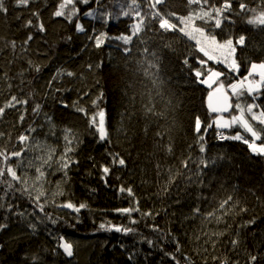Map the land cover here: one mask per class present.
I'll return each instance as SVG.
<instances>
[{
    "label": "trees",
    "instance_id": "trees-1",
    "mask_svg": "<svg viewBox=\"0 0 264 264\" xmlns=\"http://www.w3.org/2000/svg\"><path fill=\"white\" fill-rule=\"evenodd\" d=\"M61 2L33 0L29 10L16 7L15 0H5L9 10L0 13V105L12 94L29 99L28 105L7 109L0 119V132L5 133L0 147L7 144L12 150L16 138L30 124L36 127L33 135L43 145L40 154L55 150L53 167L49 170L52 174L48 176L50 183L46 187L49 192L56 191L55 185L59 183L63 191V195L55 197V203L49 200L44 212L26 197H19V193L0 201L15 205L11 212L0 209V224H7L0 229V264H175L165 252L174 253L180 264H221L225 259L229 264H246L249 253H259L262 258L257 264H264V156L252 154L242 140L217 138L215 134L219 130L227 131L229 137L241 131L243 135H240L245 138H250V134L239 125L218 128L214 123L218 114L208 107L209 92L220 83L236 104L238 99L227 86L246 76L251 62L264 61V26L246 23L255 13H241V0H233L235 11L225 13L232 22L224 20L215 28L213 22L195 21L220 42L228 38L235 41L241 35L246 37L245 46H238L235 53L240 65L237 73L226 63L209 60L199 51L195 39L178 30H160L158 21L150 16L145 19L144 31L131 44L125 45L116 39L130 34L136 22L134 13L131 17L121 14L131 0L78 3V11L71 21L53 15ZM137 2L142 5V14L151 11L147 0ZM212 2L219 5L223 0ZM242 2L249 9H256V13L264 11L262 0ZM157 7L182 17L197 10L187 0H166ZM32 11L40 13L45 32L24 27L28 19L37 23ZM89 11L94 15L85 16ZM77 22L84 27V32L76 30ZM173 22L178 28L183 27L175 17ZM191 26L185 31L190 32ZM29 33L34 39L24 45ZM96 36L104 41L99 48L95 46V39L89 38ZM13 40L15 49L11 47ZM126 47L131 51L125 53ZM149 63L158 64L160 70L149 67ZM35 65L40 66V72L34 70ZM215 68L222 75L211 88L199 82L209 69ZM197 70L203 73L199 79L195 76ZM69 71L74 76H67ZM8 84L12 85L11 89ZM241 99L253 102L252 97ZM36 103L42 105L39 115L32 113ZM255 103L264 108V95ZM81 108L84 111L78 110ZM148 108L153 112L148 113ZM100 109L105 112L109 135L105 141H100L95 127H90L91 117ZM21 112L25 113L23 124L18 120ZM238 114L232 108L227 115ZM197 117L202 121L200 135L204 137V153L199 151L198 134L194 131ZM209 124L212 127L205 132ZM66 134L71 145L64 139ZM168 144L172 145L173 154L164 150ZM25 146L29 148L25 154L27 163L38 150ZM19 147L16 144L17 150ZM66 147L74 148L68 155L77 163L70 164L65 177L56 158ZM109 153H119L126 160V166L113 167L105 183L101 179V165L110 163ZM188 156H191L189 168L184 169L181 161ZM201 158L209 161V167L197 177ZM213 160L215 164L211 163ZM169 168L184 175L165 193ZM188 176L192 177V183L186 179ZM121 186L131 187L134 195L120 192ZM228 196L233 197L228 211H217L219 219H205ZM69 201L87 207L75 212L57 206ZM128 207H138L139 211L131 215L116 211ZM197 207L201 209L199 215L193 211ZM241 208L247 211L241 212ZM21 212L24 215L17 214ZM147 212L152 215H143ZM101 223L135 231L128 234L105 231L99 228ZM31 224H35V230ZM153 225H158L162 233L153 231ZM60 236L73 244L72 258L64 256L59 249L53 252ZM146 239L156 242V246L150 248ZM173 239L179 241L180 252H175ZM233 239L239 240L235 250L231 244Z\"/></svg>",
    "mask_w": 264,
    "mask_h": 264
},
{
    "label": "snow or ice",
    "instance_id": "snow-or-ice-1",
    "mask_svg": "<svg viewBox=\"0 0 264 264\" xmlns=\"http://www.w3.org/2000/svg\"><path fill=\"white\" fill-rule=\"evenodd\" d=\"M33 2V0H15V6L18 8L29 9V5ZM99 2V0H97ZM83 3L89 4L90 0H62L59 4L57 10L53 13L55 17H65L69 21L72 20L74 16H76L77 9L76 4ZM148 7L151 10L149 13L142 14V5L138 3L137 0H131V3L127 5V10L121 11V14L126 17L135 15L136 22L133 23L131 27V33L124 35L122 34L116 39H120L124 42L125 45H129L133 42L134 37H138L139 34L144 31L146 17L150 16L152 20L158 21L159 29L168 32V31H179L184 33V35L188 36L190 39H196V36L193 35L192 32H186L185 28L192 24L193 30L195 33L199 34L200 39H196V43L199 46V51L203 52L205 56L208 57L209 60L216 59L210 53L219 52L224 59L217 60V62L226 63L227 66L231 71L237 72L239 71L240 65L236 62L234 58V54L236 53L237 47L245 46L246 37L244 35L239 36L235 41L232 38H228L227 40L220 42L217 40L215 35H211L205 31L202 27H197L195 25V21L197 19L208 23L213 22L215 28H219L224 20H229V16H226L225 13H231L235 11L233 9V0H223V2L219 5L212 2V0H187V3L190 5H195L197 10L189 13L188 16H176L175 13L169 12L165 13L158 5H162L166 3V0H147ZM262 4H264V0H262ZM71 6V7H69ZM8 7L6 6L5 0H0V13H7ZM30 10V9H29ZM239 10L241 13L246 11H250L252 13H256V9H249L248 6L242 2L239 4ZM32 17L36 18L37 23H33L32 19H28L24 24L26 28H36V30L40 33L45 32V26L43 22L40 21V13L38 11L31 12ZM85 16H93L94 13L89 11L84 13ZM173 17L179 22V24L183 25V27H179L176 22H173ZM19 19V17H17ZM246 23L249 25H257V26H264V11H260L258 14L253 15L251 18L246 20ZM76 30L78 32H84V27L77 22L76 23ZM264 30V29H262ZM90 39H95V46L99 48L104 41L99 37H89ZM34 36L29 33L24 39L23 44L27 45L29 41H32ZM11 47L13 49L16 48V41H11ZM125 53L131 51L130 48L124 49ZM144 52L147 53L148 49L145 48ZM155 56V53H152ZM231 58V63H227V61ZM31 65V62H29ZM185 64L188 63L187 60L184 61ZM205 61H201V64H204ZM92 66L89 65V68ZM149 67L156 68L159 71V65L149 63ZM34 70L36 72H40L41 68L39 65L34 66ZM147 74V73H146ZM66 75L69 77L74 76L73 72H66ZM203 73L199 70L195 71V76L199 79ZM222 75L221 72L212 71L211 69L208 70L206 79L199 80L202 84H207L209 88L212 87L213 83H216L217 79ZM4 77H7V73H4ZM55 78V77H54ZM23 83V81H21ZM155 83V81H154ZM12 85L8 84V88L11 89ZM228 89H231L232 96L237 97L239 100L241 97L248 96L252 97L253 102L247 103L242 106L240 102H237L234 106L229 102L230 96L228 95L227 91L223 92V103L219 102V98H217V103L213 104V98L215 93H220L222 89L225 88L223 83H220L219 86L214 89L213 92H209L208 95V107L211 112L213 113H221L227 112L232 107H235L239 111L238 116H232L230 121L223 120L221 117H217L214 121L218 128L229 127L231 124L239 123L241 127L250 134V138H245L240 134L230 137H221L222 139H233V140H242L244 144H246L254 155L264 156V108H260V106L255 103L257 99L261 95H264V61H260L259 63L251 62L250 69L248 74L244 76L242 79L238 80L236 83L229 84ZM29 103V99L27 98H18L17 95L12 94L7 99V101L0 105V119H2L5 115L7 109L10 108H17V106H26ZM95 105L96 102L93 101ZM66 106V105H65ZM42 105L40 103H36L32 108V113L34 115H39L41 113ZM79 111H84V109H78ZM258 110V111H256ZM148 113H152L153 109L148 108ZM97 117L99 118L97 120ZM50 121L51 118L47 117ZM19 122L23 124L25 120V113L21 112L18 118ZM260 126L257 128L256 126ZM42 127V126H41ZM90 127H95L96 132L99 134V140L105 141L109 139L108 131L105 127V112L103 109H100L96 112L90 119ZM212 127V124L207 125L204 131H207V128ZM202 128V121L199 117L195 119L194 131L198 134V142L200 143L199 151L204 153L206 151L203 140V135H200ZM37 132V128L33 125H29L28 128L22 132L16 138V144L20 145L19 149H16V144L12 145V150H9L7 144L5 146L0 147V191H3V196H0V201H3L5 197H15L17 193H19V197H26L30 202H32L35 208H38L40 212H44L45 205L49 203L51 199L52 203H55V197L57 195H63V191L60 190V184L57 183L55 185L56 191L49 192L46 185L50 183L48 180V176L52 173L49 171L53 167V157H54V149H49L47 152H44L43 155L40 152H43V145L35 139L34 133ZM66 132H70V130H66ZM158 136H161V133H157ZM5 136V133L0 132V139ZM66 143L68 145L72 144V141L69 140L68 135L66 134L64 137ZM259 141V143H258ZM8 142H11V134L8 135ZM25 145H31L33 150H38L37 154L34 155L31 159L27 160L25 163L26 156L25 154L29 151V148ZM191 147V146H189ZM164 150L169 153L173 154V147L171 144H168ZM73 147H66L64 152L57 157V165L60 170L64 171L65 177L67 176V169H69L70 164L77 163V161L71 160L69 157V153L73 152ZM110 163L107 165H101V179L107 183V178L112 172L113 167H125L126 160L119 154V153H109ZM191 161V156L183 159L181 161V167L184 169L189 168V162ZM38 162V163H37ZM215 160L211 161L212 164H215ZM209 167V161L201 158L197 165V172L195 175L197 177L201 176L202 170ZM159 170L160 165H157ZM159 174V173H158ZM184 175L183 173L176 172L174 173L171 168L168 169L167 176L165 179V186L164 192L167 193L169 191L170 186L176 183V180L179 176ZM119 179V177H117ZM186 179L192 183V177L188 176ZM31 180V183L29 181ZM202 182V180L200 181ZM120 192H127L129 196H133V191L131 187L125 188L123 186L120 187ZM138 203V202H137ZM233 197L228 196L227 199H224L219 203L218 209L206 214L205 219L211 221L212 219H219L216 213L217 211H221L226 213L228 209L232 206ZM61 208H68L72 209L75 212H79L81 209L87 207L85 204H80L79 206L74 205L73 203L65 202L61 205H57ZM13 207L12 203L4 204L0 203V209H6L7 211L11 212ZM117 212L121 214L131 215L134 211H139L138 207H128V208H121L117 209ZM194 213L199 215L201 213V209L199 207L195 208ZM241 212H246V208H241ZM18 215H24V213H17ZM47 215V214H46ZM145 216H151V212L144 213ZM56 223L55 220L52 221ZM132 223H137V221L132 220ZM249 223H254V221H249ZM7 224H0V229L6 228ZM30 227L35 230V224H31ZM100 229L105 231H115V232H123L124 234L132 233L135 229L130 227H121L111 225L106 227L105 224L101 223L99 225ZM153 231L161 232L162 230L159 228L158 225H153ZM167 235H171L169 232ZM150 248H154L156 246V242L150 239H146L145 241ZM176 247L175 252L181 251V246L178 240L173 239L172 241ZM231 244L233 246V250H235L236 246L239 244L238 239L231 240ZM215 246V242L213 243ZM60 250L62 254L68 258H72L74 256V248L73 244L66 241L63 236L58 238V243L56 248L53 249V252H57ZM163 250V249H162ZM165 256L170 257L175 264H180V260L174 253H164ZM261 255L251 254L249 253L248 259L246 264H257V261L261 259ZM131 259V257H129ZM185 259H188L185 257ZM215 259V258H214ZM221 264H229V261L225 259L221 262ZM238 264V262H236Z\"/></svg>",
    "mask_w": 264,
    "mask_h": 264
},
{
    "label": "rangeland",
    "instance_id": "rangeland-1",
    "mask_svg": "<svg viewBox=\"0 0 264 264\" xmlns=\"http://www.w3.org/2000/svg\"><path fill=\"white\" fill-rule=\"evenodd\" d=\"M249 13H251V12L249 11ZM258 13H259V12L255 13V14H258ZM255 14H254V15H255ZM195 25H196L197 27H200V26H198L196 23H195ZM191 27H192V28L190 29V32H192L193 35L196 36V39H200L199 34L194 32V30H193V26H191ZM196 39H195V40H196ZM211 54H213L214 57H216V60H218V59H219V60H223V59H224V57H223L219 52L211 53ZM232 58H234V59L236 60V58H235V54H234V56H233ZM227 63H231V58L227 61ZM256 63H259V62H256ZM212 71H218V72H220V70L217 69V68L212 69ZM206 76H207V75H206ZM206 76L203 77V78H201V80H202V79H206ZM233 83H236V81L233 82ZM213 84H214V83H213ZM205 85L208 87L207 84H205ZM212 86H213V85H212ZM242 100H243V99L238 100V102H240V103L242 104V106L245 105V104H247L246 101H244V100L242 101ZM232 104H234L233 101H232ZM234 105H235V104H234ZM234 105H233V106H234ZM233 108H235V107H233ZM238 113H239V111H238ZM238 115H239V114H238ZM238 115H236V116H238ZM234 116H235V115H234ZM217 117H221V118H222V121H223V120H229V121H230V119H231L232 116L227 115V114H218V115L215 116V120L217 119ZM237 125H239L240 128H241L242 130H244V129L241 127V125H240L239 123L231 124L229 127H224V128H230L231 126H237ZM244 131H245V130H244ZM225 132H227V131H225ZM240 134L243 135L242 131H241Z\"/></svg>",
    "mask_w": 264,
    "mask_h": 264
},
{
    "label": "water",
    "instance_id": "water-1",
    "mask_svg": "<svg viewBox=\"0 0 264 264\" xmlns=\"http://www.w3.org/2000/svg\"><path fill=\"white\" fill-rule=\"evenodd\" d=\"M213 92V91H212ZM223 92H225V90L224 89H222L221 90V92L220 93H215L214 94V98H213V104H216L217 103V98H219V102L220 103H223ZM228 93V92H227ZM229 95V94H228ZM230 96V95H229ZM231 104H232V99H231V97H230V101H229ZM208 103H209V101H208ZM233 105V104H232ZM233 108V107H232ZM232 108L231 109H229V111H227V112H221V113H216V114H228L231 110H232Z\"/></svg>",
    "mask_w": 264,
    "mask_h": 264
},
{
    "label": "built area",
    "instance_id": "built-area-1",
    "mask_svg": "<svg viewBox=\"0 0 264 264\" xmlns=\"http://www.w3.org/2000/svg\"><path fill=\"white\" fill-rule=\"evenodd\" d=\"M221 137H229L228 132L221 131V133H220L219 136H218V138H219L220 140H226V139H222Z\"/></svg>",
    "mask_w": 264,
    "mask_h": 264
},
{
    "label": "bare ground",
    "instance_id": "bare-ground-1",
    "mask_svg": "<svg viewBox=\"0 0 264 264\" xmlns=\"http://www.w3.org/2000/svg\"><path fill=\"white\" fill-rule=\"evenodd\" d=\"M220 133H221V131H220V130L216 132V134H215V135H217V138H218V136H219V134H220Z\"/></svg>",
    "mask_w": 264,
    "mask_h": 264
},
{
    "label": "clouds",
    "instance_id": "clouds-1",
    "mask_svg": "<svg viewBox=\"0 0 264 264\" xmlns=\"http://www.w3.org/2000/svg\"><path fill=\"white\" fill-rule=\"evenodd\" d=\"M229 94V93H228ZM230 95V94H229ZM230 97H231V95H230ZM231 99H232V97H231Z\"/></svg>",
    "mask_w": 264,
    "mask_h": 264
}]
</instances>
